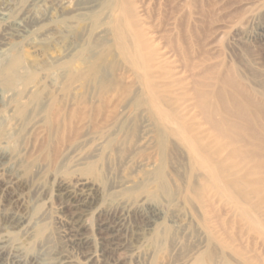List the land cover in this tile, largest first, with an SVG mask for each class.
Instances as JSON below:
<instances>
[{
	"label": "rangeland",
	"instance_id": "374dc122",
	"mask_svg": "<svg viewBox=\"0 0 264 264\" xmlns=\"http://www.w3.org/2000/svg\"><path fill=\"white\" fill-rule=\"evenodd\" d=\"M135 2L163 44L167 36L181 38L182 57L197 69L230 77L228 93L243 88L264 102V0ZM0 8L14 16L28 11L40 23L39 54L22 45L0 53V70L15 54L35 85L33 61L54 65L70 57L48 90L62 96L59 126L31 136L13 131L10 124L21 122L6 120L9 109L0 106V152L13 163L0 181V226L33 208L57 264H192L202 255L211 256L209 264H245L244 257L264 264V244L244 229L223 234L235 236L227 242L243 257L208 238L194 190L200 174L147 105L129 38L113 34L115 0H0ZM181 61L170 66L182 70ZM72 206L79 216L72 217ZM220 217H229L223 208ZM77 225L84 244H76Z\"/></svg>",
	"mask_w": 264,
	"mask_h": 264
},
{
	"label": "bare ground",
	"instance_id": "6f19581e",
	"mask_svg": "<svg viewBox=\"0 0 264 264\" xmlns=\"http://www.w3.org/2000/svg\"><path fill=\"white\" fill-rule=\"evenodd\" d=\"M143 10L135 0H115L112 32L118 39L129 38L131 53L142 71L143 92L151 113H155L165 131L176 134L200 174L194 190L198 211L210 234L208 238L243 257L242 251L227 242L235 241V236L225 235L227 229L232 232L244 229L264 244V102L256 101L255 93L243 88L228 93L225 87L231 84L230 77L214 73L208 67L197 69L182 57L186 52L180 37L167 36V43L163 44L164 39L158 37L155 28L146 24ZM85 11L79 10L78 15L86 17ZM26 13L14 16L0 8V53L22 45L32 54H39L34 37L40 23L30 20ZM12 55L11 61L0 70V106L6 104L4 107L9 109L6 120H19L21 126L10 124L9 128L26 129L31 136L43 128L59 126L63 115L56 100L62 96L56 90L49 95L48 90L54 87L57 74L70 57L54 65L33 61L32 74L38 77L33 85L25 76L27 68L17 55ZM181 59L185 63L178 70L175 65ZM98 67L92 69L95 77L100 74ZM15 85L20 89L15 90ZM22 90L23 97L14 99ZM102 146L103 143L97 142V148ZM11 168L12 158L4 159L0 152V181ZM219 204L228 218L220 217ZM76 207L70 208L72 217L79 216ZM32 212L33 208L31 212L12 213V224L0 226V264H57L41 242L44 228H37ZM82 229L77 225L73 230L77 245L86 243ZM37 244H40L38 253L30 254ZM197 257L192 264H209L211 259L209 255ZM243 259L245 264H258L250 258Z\"/></svg>",
	"mask_w": 264,
	"mask_h": 264
}]
</instances>
